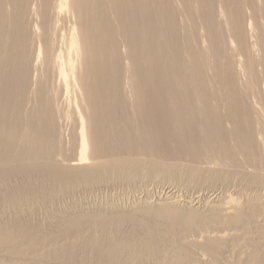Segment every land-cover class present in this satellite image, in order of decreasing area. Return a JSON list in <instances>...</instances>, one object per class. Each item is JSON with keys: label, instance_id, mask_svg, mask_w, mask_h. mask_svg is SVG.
I'll list each match as a JSON object with an SVG mask.
<instances>
[{"label": "bare ground", "instance_id": "obj_1", "mask_svg": "<svg viewBox=\"0 0 264 264\" xmlns=\"http://www.w3.org/2000/svg\"><path fill=\"white\" fill-rule=\"evenodd\" d=\"M0 264H264V0H0Z\"/></svg>", "mask_w": 264, "mask_h": 264}, {"label": "rangeland", "instance_id": "obj_2", "mask_svg": "<svg viewBox=\"0 0 264 264\" xmlns=\"http://www.w3.org/2000/svg\"><path fill=\"white\" fill-rule=\"evenodd\" d=\"M151 187H152V189L153 190H158V188L155 186V185H149V186H147L146 187V189H151ZM156 187V188H155ZM181 187V188H180ZM180 187H176V188H173V187H169V184H166L165 185V187L163 188L164 189V192L163 193H165V196L167 197V196H173V195H181V197L180 198H184L185 200L184 201H182L181 202V205L183 206V205H186V203H185V201L186 200H188V199H190L191 197H194V198H196L195 199V202H194V205H197V206H200L201 205V201L203 202V200H204V198H206V196H209V198H211L212 200H213V198L214 199H216L217 198V195L219 194V196L221 195V192H222V189L223 188H221L220 190H216V189H219L220 188V186H216V187H210V189L208 188V190H207V188L204 190V189H200V188H198V189H196V188H186L185 186H180ZM185 187V188H184ZM110 189H112L113 190V188H110ZM146 189H144V190H141L142 191V193H141V191L140 190H138L136 193H134V194H138L139 195V197H142V199H144L145 198V195H146ZM162 188H159V190H161ZM227 189V188H226ZM103 190H107V191H105V193H116L115 192V190H114V192H112V190H108V189H101V191H99V193L101 192H103ZM197 190V191H196ZM212 190V191H211ZM232 190L234 191V189L231 187L230 188V190H229V188H228V191L229 192H232ZM140 191V192H139ZM145 191V192H144ZM176 191V192H175ZM211 192V193H210ZM166 193H167V195H166ZM208 194H210V195H208ZM102 194H100V196H101ZM133 194H131V195H129L128 197H131ZM206 195V196H205ZM218 196V197H219ZM99 197V196H98ZM203 198V199H202ZM201 199V200H200ZM92 201H96V200H93L92 199ZM156 201H158V200H156Z\"/></svg>", "mask_w": 264, "mask_h": 264}]
</instances>
